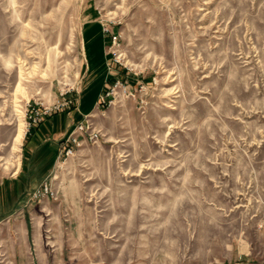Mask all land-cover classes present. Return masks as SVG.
Wrapping results in <instances>:
<instances>
[{
    "label": "rangeland",
    "instance_id": "rangeland-1",
    "mask_svg": "<svg viewBox=\"0 0 264 264\" xmlns=\"http://www.w3.org/2000/svg\"><path fill=\"white\" fill-rule=\"evenodd\" d=\"M55 115L21 189L51 264L264 263V0H0V177Z\"/></svg>",
    "mask_w": 264,
    "mask_h": 264
},
{
    "label": "crops",
    "instance_id": "crops-1",
    "mask_svg": "<svg viewBox=\"0 0 264 264\" xmlns=\"http://www.w3.org/2000/svg\"><path fill=\"white\" fill-rule=\"evenodd\" d=\"M89 28L91 29L92 26ZM96 28L87 31L89 36L86 43L89 46L88 53L92 67L96 64L94 60L96 53L102 51L101 30ZM101 65L97 68H103V64ZM89 108L90 106H84L82 112L88 111ZM62 120L64 119L55 115L44 121L37 130L30 132L23 146L21 162L16 166L11 178L0 177V264H51L52 262L50 251L33 235L29 206L32 195H23L21 189L28 188L30 184L34 185L37 176H47L50 161L53 160L52 154L56 156L59 142L68 130L62 127ZM44 155L45 158L42 157ZM35 162L44 163L36 167ZM46 164L48 167L45 168ZM8 189H11V192Z\"/></svg>",
    "mask_w": 264,
    "mask_h": 264
},
{
    "label": "built area",
    "instance_id": "built-area-1",
    "mask_svg": "<svg viewBox=\"0 0 264 264\" xmlns=\"http://www.w3.org/2000/svg\"><path fill=\"white\" fill-rule=\"evenodd\" d=\"M111 35H112V43L114 45H116L117 44V37L114 34H111ZM113 55L116 56V51H113ZM115 61L118 62L117 58L115 59ZM48 111L49 110L46 109L44 114H47ZM40 114H37V115L39 116ZM41 121H42L41 118H39V119L34 118L32 123L34 125H38V124H40ZM31 125L32 124L30 123V126ZM89 127L90 126H89V120L88 119H86L83 123H80L79 125H77L76 128L72 131V133L68 137V139L66 140V142L62 145L63 149H62L60 155H65L66 157H70V155H73L75 152V148H77L80 145V142H79L80 136L84 135V133H88L87 131L89 130ZM92 136L93 135H91L90 138H93Z\"/></svg>",
    "mask_w": 264,
    "mask_h": 264
},
{
    "label": "bare ground",
    "instance_id": "bare-ground-1",
    "mask_svg": "<svg viewBox=\"0 0 264 264\" xmlns=\"http://www.w3.org/2000/svg\"><path fill=\"white\" fill-rule=\"evenodd\" d=\"M21 130H20V132L18 133L19 135L16 137V139H15V143H18L20 140H21V138H22V134H21Z\"/></svg>",
    "mask_w": 264,
    "mask_h": 264
}]
</instances>
